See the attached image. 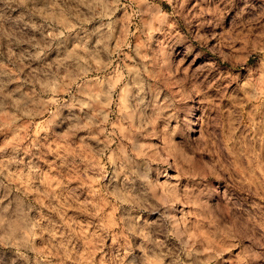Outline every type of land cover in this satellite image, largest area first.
I'll return each instance as SVG.
<instances>
[{
	"label": "clouds",
	"instance_id": "obj_1",
	"mask_svg": "<svg viewBox=\"0 0 264 264\" xmlns=\"http://www.w3.org/2000/svg\"><path fill=\"white\" fill-rule=\"evenodd\" d=\"M0 264H264V0H0Z\"/></svg>",
	"mask_w": 264,
	"mask_h": 264
}]
</instances>
